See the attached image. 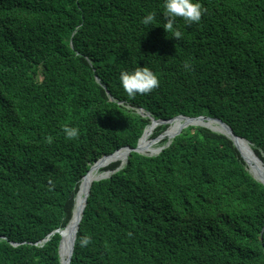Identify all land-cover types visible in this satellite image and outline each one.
<instances>
[{
    "label": "trees",
    "instance_id": "1",
    "mask_svg": "<svg viewBox=\"0 0 264 264\" xmlns=\"http://www.w3.org/2000/svg\"><path fill=\"white\" fill-rule=\"evenodd\" d=\"M201 3L177 40L163 0H0V264H62L66 237L52 233L81 180L136 148L151 117L219 118L264 161V0ZM149 12L159 25L146 29ZM140 66L160 85L129 97L120 73ZM171 127L154 130L158 154L102 169L70 264H264V184L226 132L189 125L167 145Z\"/></svg>",
    "mask_w": 264,
    "mask_h": 264
},
{
    "label": "bare ground",
    "instance_id": "2",
    "mask_svg": "<svg viewBox=\"0 0 264 264\" xmlns=\"http://www.w3.org/2000/svg\"><path fill=\"white\" fill-rule=\"evenodd\" d=\"M168 123L172 124V127L170 129V134L167 137L168 141H171L173 137L178 134L180 129L187 127L189 125L215 124V126L218 129H221L222 131L226 132L230 137L233 138L236 146L239 148L244 158L246 159L251 173L257 179L264 181V164L262 163L261 159L258 158L256 154L254 153V150L252 149L250 142L246 140L245 138L236 136L233 133L231 134L229 132V128L223 125L218 120H215L209 117H201V118L193 119V118L182 116V117H177L175 119H172ZM157 125L158 123L153 121V123L149 127L146 128L138 144V149L140 151L144 153L150 152L152 154H158L163 149L164 147L163 145H160L157 147V144H159L163 140L152 143V144L149 143L150 136L153 130L157 127ZM124 149L125 150H121L110 156L105 155L106 157H103L100 160H98L94 165H92L90 171L81 180L79 190L77 192V196L75 200V210H74L73 218L71 222L69 223V225H67L65 228L60 230V232L64 234V236L66 237V240L63 245L64 249H62L63 264L69 263V260H70L69 256L71 257V253H72L71 242H72L74 235L77 234L76 232L78 231L79 220L82 216V213H83V210L86 204V199H87L92 183L95 180H99L102 177L106 176V174H108L109 172H113V170L101 172V170L107 165L109 166L111 162L120 161L121 162L120 167L126 164L128 160V156L130 154V149L129 148L127 149L124 148Z\"/></svg>",
    "mask_w": 264,
    "mask_h": 264
},
{
    "label": "clouds",
    "instance_id": "3",
    "mask_svg": "<svg viewBox=\"0 0 264 264\" xmlns=\"http://www.w3.org/2000/svg\"><path fill=\"white\" fill-rule=\"evenodd\" d=\"M206 9L203 7L201 0H163V16L166 22L163 25L167 35L180 40L182 33L175 26L177 18H182L187 24L200 22ZM157 14L149 12L141 19L142 25L147 29L155 23ZM186 71L192 70V65L185 62L183 65ZM119 82L123 90L129 97H135L137 94L145 95L157 89L160 85L158 75L149 67H136L133 70H123L119 76ZM63 133L66 140H76L80 136V130L75 126L65 125ZM48 143L53 142L52 137L47 138ZM91 243V237L85 235L80 239L81 248L87 247Z\"/></svg>",
    "mask_w": 264,
    "mask_h": 264
},
{
    "label": "water",
    "instance_id": "4",
    "mask_svg": "<svg viewBox=\"0 0 264 264\" xmlns=\"http://www.w3.org/2000/svg\"><path fill=\"white\" fill-rule=\"evenodd\" d=\"M182 116H184V115H179V116H177V117H182ZM177 117H175V118H177ZM185 117H189V116H185ZM201 117H205V116H199V117H189V118H201ZM152 118V121H155V122H157L158 124H160V123H168L170 120H156V119H154L153 117H151ZM175 118H173V119H175ZM209 118H212V117H209ZM213 119H215V120H218L219 122H221L223 125H225L226 127H228L229 128V132L232 134H234V132H233V129L228 125V124H226L224 121H222L221 119H219V118H213ZM172 120V119H171ZM212 129V128H211ZM213 130V129H212ZM215 131V130H214ZM180 133V132H179ZM178 133V134H179ZM224 134V133H223ZM225 135H227V134H225ZM230 139H232L233 140V138L232 137H230L229 135H227ZM234 141V140H233ZM140 142V141H139ZM170 143V141L167 143V145ZM235 144V143H234ZM236 145V144H235ZM237 147V146H236ZM125 148H129L130 149V152L132 151V150H136V151H138V146L136 147V148H131V147H125ZM238 148V147H237ZM239 150V149H238ZM240 151V150H239ZM255 154H256V156L258 157V158H260L259 156H258V154L256 153V152H254ZM261 159V158H260ZM261 161L264 163V161L261 159ZM90 171V170H89ZM85 177V176H84ZM255 177V176H254ZM256 178V177H255ZM257 179V178H256ZM257 180H259V179H257ZM260 182H262L263 184H264V181H262V180H259ZM90 190H91V187H90ZM90 190H89V193H88V196H89V194H90ZM88 196H87V199H86V204H87V200H88ZM86 204H85V206H86ZM85 208V207H84ZM83 212H84V210H83ZM82 216H83V213H82ZM82 216H81V218H80V220H79V224H78V229H79V227H80V222H81V220H82ZM56 232H58V233H60V229H58V230H56V231H54L52 234H54V233H56ZM61 234V233H60ZM76 236H77V234H76ZM50 238L48 237V238H46L44 241L46 242L47 240H49ZM75 241H76V237H75V240H74V242H73V246H72V253H71V257H70V260H69V263L68 264H70L71 263V259H72V255H73V252H74V246H75ZM61 243H62V240H61ZM61 243H60V246H61ZM59 253H60V249H59ZM60 258H61V253H60ZM61 262H62V259H61ZM62 264H63V262H62Z\"/></svg>",
    "mask_w": 264,
    "mask_h": 264
},
{
    "label": "rangeland",
    "instance_id": "5",
    "mask_svg": "<svg viewBox=\"0 0 264 264\" xmlns=\"http://www.w3.org/2000/svg\"><path fill=\"white\" fill-rule=\"evenodd\" d=\"M159 125V124H158ZM168 125H169V123H168ZM171 126H172V124H170ZM195 125H199V124H195ZM202 125H205V126H208V127H211V128H217L216 126H215V124H208V125H206V124H202ZM187 128V127H186ZM156 129V128H155ZM154 129V130H155ZM154 130H153V132H152V134H151V136H150V139H149V143L150 144H152V143H155V142H158V141H155L156 139H158L160 136H158V137H156V138H153L152 136H153V134H154ZM169 134H170V131H169ZM160 145H162V143L160 142L159 144H157V147L158 146H160ZM239 149V148H238ZM139 150V149H138ZM140 151V150H139ZM141 153H143V154H146V155H156V154H152V153H150V152H148V153H144V152H142V151H140ZM240 153H241V151H240ZM241 155H242V158L244 159V161H245V163H246V167H247V169L250 171V168H249V165H248V163H247V161H246V159L244 158V156H243V154L241 153ZM117 162H120V161H116V162H111V163H117ZM111 163L109 164V165H111ZM95 164V163H94ZM93 164V165H94ZM108 166V165H107ZM106 166V167H107ZM105 168V167H104ZM101 172H104L103 170H101ZM251 172V171H250ZM113 172H109L108 174H106V176H104V177H102L101 179H104V178H107V177H109L111 174H112ZM70 257V256H69Z\"/></svg>",
    "mask_w": 264,
    "mask_h": 264
}]
</instances>
